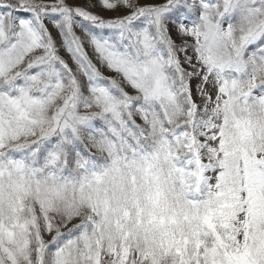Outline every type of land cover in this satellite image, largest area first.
Instances as JSON below:
<instances>
[{
  "label": "snow or ice",
  "instance_id": "6c2138e0",
  "mask_svg": "<svg viewBox=\"0 0 264 264\" xmlns=\"http://www.w3.org/2000/svg\"><path fill=\"white\" fill-rule=\"evenodd\" d=\"M0 264H264V0H0Z\"/></svg>",
  "mask_w": 264,
  "mask_h": 264
},
{
  "label": "rangeland",
  "instance_id": "374dc122",
  "mask_svg": "<svg viewBox=\"0 0 264 264\" xmlns=\"http://www.w3.org/2000/svg\"><path fill=\"white\" fill-rule=\"evenodd\" d=\"M104 14H105V15H111V13H104ZM106 74H109V75H110L111 73H107V72H106Z\"/></svg>",
  "mask_w": 264,
  "mask_h": 264
}]
</instances>
